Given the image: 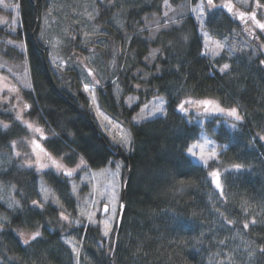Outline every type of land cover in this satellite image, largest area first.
Instances as JSON below:
<instances>
[{
    "label": "trees",
    "instance_id": "1",
    "mask_svg": "<svg viewBox=\"0 0 264 264\" xmlns=\"http://www.w3.org/2000/svg\"><path fill=\"white\" fill-rule=\"evenodd\" d=\"M107 1H97L93 22L110 34L108 52H114L122 97L162 96L166 115L135 124L131 117L138 103L125 106L110 83L94 101L77 81L69 82L70 87L60 83L40 38L48 0L12 1L19 11L17 33L0 25V36L22 41L24 51L1 41L0 57L26 60L31 88L21 95L29 104L28 116L46 133L42 146L51 156L66 158L69 164L81 157L92 169L122 159L123 178L129 177L120 230L115 239V223L108 241L99 223L80 219L64 174L28 167L26 159L15 155L13 141L21 146L30 133L15 110L4 104L0 106V191L4 192L0 264H76L62 239L72 229L84 235L81 255L86 264H264L260 251L264 247V140L260 139L264 53L236 52L228 57L230 69L221 73L204 53L190 10L197 0H168L174 8L168 17L163 16L165 0ZM3 12L0 5V15ZM116 17L123 20L121 28L114 25ZM207 26L225 36L231 22L219 16L214 22L208 18ZM74 37L71 30L67 51ZM194 99L213 101L226 110L220 113L225 117L205 115L187 103L186 112L179 110L182 102ZM234 107L241 121L227 116ZM202 127L221 145L219 158L207 166L187 153ZM126 133L133 140L131 151L114 143ZM237 164L243 167L237 170ZM214 170L220 172L223 195L209 176ZM42 176L68 208L69 220H81L79 227L61 219L66 211L54 199L42 200L38 188ZM34 200L42 206L33 205ZM37 231L41 235L36 240L23 243Z\"/></svg>",
    "mask_w": 264,
    "mask_h": 264
},
{
    "label": "rangeland",
    "instance_id": "2",
    "mask_svg": "<svg viewBox=\"0 0 264 264\" xmlns=\"http://www.w3.org/2000/svg\"><path fill=\"white\" fill-rule=\"evenodd\" d=\"M12 1L13 0H0V5L4 11L0 15V25L3 26L4 30L10 31L11 34H16L17 27L20 24V18L18 8ZM97 1L98 0H48V8L41 16L42 23L40 38L44 41L47 47V59L52 71L54 72L55 77L58 79V81H60V83L69 87V82L74 80L77 81L80 84L82 90L89 97L90 101L96 100V96L101 90V88L110 83L113 89V94L115 95L118 101L122 100L124 105L127 107H131L138 103L139 108L131 117V121L133 123H135L133 119L134 117L137 120H139L141 117H147L149 115L148 109H153L154 106H156L160 102V99L164 101V107L167 112V103L162 96L154 95L150 99L140 100L139 95L133 93L122 97V86L117 80L115 74L116 70L114 52H108L109 47L112 44V42L109 41L108 37L110 36V34L107 29L102 28L100 25L93 22V19L98 13ZM100 1L108 2L107 0ZM227 2H229V0H214V3H216L217 5H222ZM199 3H201V0H197V2L193 3L190 7V10L196 7V5ZM204 3L205 8L202 15V19H198L197 14L193 13L192 11L191 12L195 21L197 22L198 33L203 43L204 53H207L205 55L208 57L212 65L219 70L224 64H228L230 69L231 62L230 60H228V57H231V55H233L234 53H248V51H251L253 54L256 55V42L250 39V35L253 34V31L248 33L244 31V29L239 28L238 25L234 26L235 23H231V26L229 28L230 30L228 33L225 34V36H218L216 31L213 32L212 29H208V18L212 19V13L213 18L215 19V12H213L212 9H208L206 5V0H204ZM231 3L234 6L244 8L252 5V0H231ZM6 4L8 5V7L4 6ZM216 9L217 8H215L214 11H216ZM172 11H174V8L172 5H170L169 1L167 7L165 6L164 2L163 16L165 12H167L169 15V13H172ZM222 11L227 12V10L224 8H219L217 12H221V16H223L224 13H222ZM168 15L165 17H168ZM13 20H15L16 23H12ZM113 21L116 27L121 28V26H123V20L120 17H116V19H113ZM235 22L236 24L240 23L238 19L235 20ZM71 30L75 33V37L73 38L74 44L67 51L65 47L68 43V35L70 34ZM76 30L80 32V34H76ZM203 33H207L212 42L218 41L224 46L222 50H219V55L213 54L215 51L213 43L210 42L208 47L205 48ZM1 41L7 44H9L8 41H12V43L9 45L15 47L20 52L24 51V48L22 49L21 47H19V45H23L22 41L20 40H17L10 36H0V42ZM83 49H86V51H83ZM153 54L154 52L150 54V57H152ZM90 71L92 75H89ZM25 81L31 84L29 66L25 59L22 61L10 62L7 61V59L0 57V106H3L4 104L9 105L12 109L15 110L16 115L19 114V120L21 122H23L25 125H27L28 123L32 124L33 129H41V131L37 133L33 129H29L27 127L30 133L29 137L23 140L21 146L16 145L15 151L20 153V157L26 159L27 165L30 162L34 168H37L41 171H47V169L56 170L54 167L51 166L50 161L45 160L43 158V154L39 153V149H36L35 152L33 151L34 145L31 142L35 140L42 146V137L47 136L45 131L39 127L37 121L33 120L28 116V112L30 110L29 107H25V105L29 106V104L26 103L24 97H22L21 95L23 89H29L27 87H24ZM85 84L88 85L87 91L84 87ZM12 88H15L16 91H12ZM193 101L204 100L194 99ZM145 105H147V108H145ZM193 105L194 109L201 111L205 115L209 114L208 116L213 115V117L215 115L222 116L219 112L212 111V105ZM205 107L208 108L207 111H205ZM227 116L231 117L229 115ZM205 136L212 142V145L215 147V151L217 152V158L215 160H209V164L212 161H217V159L219 158V155L221 154V145H219V143L215 140L213 136L207 133L204 127L201 128L199 138L192 144L203 143V137ZM38 153L41 156V163H47L49 164V167L43 169L39 167V164L36 163ZM190 158L196 163L205 166L197 158H194L192 156H190ZM54 159L62 163L65 166L66 170H76L71 177H66L68 183L71 186L73 196L75 197L78 203L76 209L78 215L80 216V219L82 221H85L86 223H91L87 219V214L89 212H95L96 215L93 217V219L100 224L101 231L104 232V225L102 221L107 219L110 213L105 214L102 210L97 211V208H103V202H106V198L103 200V202L98 203L96 206H94L93 202L102 200L101 193L104 191L105 185L109 184L110 181H112V177L110 175H102L101 171L106 170L108 172H115L117 163L122 165V167L120 168L119 176L115 178L117 184L119 185L118 190L120 198V192L124 180V164L122 159H112L111 163L100 169H92L88 167L86 162L81 157L74 164H69L66 158ZM81 160H83V164H81ZM38 188L42 200H45V196H47L48 199H54L61 206H63L66 211V216L69 217L70 212L68 208L63 205L62 202H60L58 195L53 190V188L45 182L43 176L39 178ZM3 193V191H0V195H2ZM118 207L119 202L117 203V212ZM82 212L85 213V215L82 216ZM116 217L111 221V231L106 237L108 241L111 240V235L114 231L116 223ZM80 219H72V226L74 228L79 227L81 222ZM75 221H79V223H76ZM62 239L64 243L69 247L75 263L86 264V262H84V260L82 259L81 255L83 252L82 248L84 242V235H80L77 229H72L68 231V233L65 234ZM69 241L71 243H67ZM73 245H75L78 252H73Z\"/></svg>",
    "mask_w": 264,
    "mask_h": 264
},
{
    "label": "snow or ice",
    "instance_id": "3",
    "mask_svg": "<svg viewBox=\"0 0 264 264\" xmlns=\"http://www.w3.org/2000/svg\"><path fill=\"white\" fill-rule=\"evenodd\" d=\"M206 5L208 7V9H215L217 7L220 8H224L227 10V12L231 13L234 17H238L241 21L247 22L246 21V17L247 20H251L258 28H260L262 31H264V23H261L260 20H258L256 18V11L253 10L251 11L250 14L245 13L243 11H239L238 9L234 8V5L231 3V0H229V2L222 4V5H217L216 3H214V0H206ZM5 7H8V5H4ZM165 6H168V0H165ZM18 7V6H17ZM256 9H264V5L259 3V0H256V5H255ZM204 8H205V3L204 0H201V3L197 4L196 7L192 8L191 11L193 13L197 14V18L198 19H202V15L204 12ZM168 13L165 12L164 16H167ZM12 23H16L15 20L12 21ZM87 35V34H86ZM204 35V46L205 48L208 47L209 43H213L214 44V55H219V50L223 49V45L220 42H212L210 40V37L207 33H203ZM9 44L12 43V41H8ZM19 47H21L22 49L24 48V46L21 44L19 45ZM207 54V53H205ZM261 64H264V61H261ZM229 69V65L228 64H224L219 70L221 73H225L227 70ZM89 75H92L91 71L89 72ZM24 87L27 88H31V84L28 83L27 81L24 82ZM85 90H88V85L85 84ZM12 91H16L15 88L11 89ZM185 103L192 105V104H198V105H204V106H209L212 105V111L213 112H219V113H225V109L220 108L218 105H214L213 101L210 100H204V101H192V100H187L182 102L179 105V110L181 112H186L187 109L185 108ZM25 107H29L27 105H25ZM145 108H147V105H145ZM208 108L205 107V111H207ZM143 111V109H142ZM148 113L149 115L147 117H141L139 120H137L135 117L134 122L136 124H140L146 120L155 118L156 116H164L166 115V109L164 107V101L162 99H160V102L154 106L153 109H148ZM227 115L234 117L236 121H241L243 119V117H241L238 114V109L237 108H231L230 110H227ZM17 119H20L19 114L17 115ZM29 129H33L32 124L28 123L26 125ZM3 127L7 128L8 125H3ZM233 128H235V124L232 125ZM35 132L39 133L41 131V129L39 128H35L33 129ZM43 139H46V137H42ZM260 139H264V137H260ZM34 145L33 151L35 152L36 149H39V153L43 154V158L45 160H48L51 162V166L54 167L56 169V171L58 173H62L67 177H71L73 175V173L76 171L75 169H70V170H66L65 166L60 163L59 161H57L56 159H54L50 153H48L46 151V149H44L41 144L37 143L35 140H33L31 142ZM115 145L117 147H122L124 148L126 151H131V145L133 143L132 137L130 133H126L119 141H115L114 142ZM16 142L13 141L12 143V147L15 148ZM210 149V150H208ZM39 153L37 154V159H36V163L39 164V167L41 169L43 168H47L49 167V164L47 163H41V156L39 155ZM187 153L194 157L197 158L199 161H201L205 166L208 165L209 160H215L217 158V152L215 151V147L212 145V142L205 136L203 137V143H194L191 146L187 147ZM15 155L19 156L20 153L16 152ZM83 160H81V164H83ZM33 165L29 162L28 163V167H32ZM122 167L121 164L117 163L116 164V171L115 172H108L106 170H102L101 174L102 175H110L112 177V181H110L109 184L105 185L104 187V191L101 193V201H94L93 204L94 206H96L98 203L103 202V200L106 198V202H103V208L99 209L97 208V211H103V213L105 214H109L107 219L103 220L102 223L104 225V232L103 235L105 237H107L109 235V232L111 231V221L116 217L117 215V203L119 202V185L117 184L115 178L117 176H119V172H120V168ZM243 166L242 165H234V168L239 170L241 169ZM209 176L212 177V181L215 184V187L217 189L221 190V195H223V190H222V186H221V179H220V172L219 171H211L209 173ZM75 190V189H74ZM45 201H47L48 197L45 196ZM33 205H37V206H42L39 204L38 201H33L32 202ZM120 207L123 208L124 205L121 203ZM81 215H85V213H81ZM96 215L95 212H89L87 214V219L91 222V223H97L96 220L93 219V217ZM61 219L65 220V221H69V223H72L73 221L69 220V217L64 215L63 213H61ZM76 223H79V221H75ZM228 223H232V221H228ZM252 223H255V220L252 221ZM244 228L247 229L248 228V224L245 223L244 224ZM25 234L23 232L20 233V236L23 237ZM41 235V233L39 231L33 233L30 235L29 238L27 239H23V243L24 244H28L30 240H36L37 237H39ZM67 243H71L70 241ZM72 250L73 252H78L77 248L75 247V245L72 246ZM260 251L262 253H264V247L260 248Z\"/></svg>",
    "mask_w": 264,
    "mask_h": 264
},
{
    "label": "flooded vegetation",
    "instance_id": "4",
    "mask_svg": "<svg viewBox=\"0 0 264 264\" xmlns=\"http://www.w3.org/2000/svg\"><path fill=\"white\" fill-rule=\"evenodd\" d=\"M259 3L264 5V0H259ZM255 5H256V0H252V5H250V6H247L244 8H241L239 6H234V8L238 9L239 11H243L245 13H248V14H250L251 11L255 10L256 11V18L258 20H260L261 23H264V9H256ZM219 8L220 7H217L216 11H214L215 9H212L213 12H215L214 13L215 19L222 15L221 12H217ZM220 9H222V8H220ZM222 13H224L223 16H225V19H229V21L232 24L235 23L234 26L238 25L239 28L244 29V31H246L248 33L253 31V34L250 35V39L252 41L254 40L256 42L255 44H256L257 49H259L260 51H262L264 53V31H262L260 28H258L251 20H247V17H246L247 22H244V21H241L238 17H234L229 12L222 11ZM211 16L213 17L212 13H211ZM215 19L212 18V21H214ZM237 19L240 21L239 24H236V22H235V20H237ZM229 30H228V32H229ZM221 34H223V32Z\"/></svg>",
    "mask_w": 264,
    "mask_h": 264
},
{
    "label": "water",
    "instance_id": "5",
    "mask_svg": "<svg viewBox=\"0 0 264 264\" xmlns=\"http://www.w3.org/2000/svg\"><path fill=\"white\" fill-rule=\"evenodd\" d=\"M128 177H129V175H127V177L125 178L123 185H122V188H121V192H120L119 207H118V212H117V217H116L115 239H116V236L120 230L122 220H123L124 211L126 208V191H127ZM121 203L124 205L123 208L120 207Z\"/></svg>",
    "mask_w": 264,
    "mask_h": 264
}]
</instances>
